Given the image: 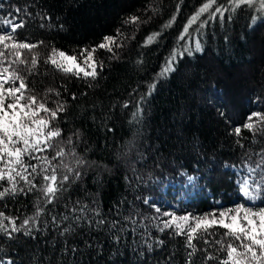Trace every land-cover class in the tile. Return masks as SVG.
<instances>
[{
  "label": "trees",
  "instance_id": "trees-1",
  "mask_svg": "<svg viewBox=\"0 0 264 264\" xmlns=\"http://www.w3.org/2000/svg\"><path fill=\"white\" fill-rule=\"evenodd\" d=\"M205 2L207 0L0 1L7 13L12 6L27 7L32 13L31 17L25 16L23 11L19 14L26 25L18 29L17 36L31 43L44 41L39 49L42 54L55 47L69 55H78L80 49L100 44L105 36L117 37L118 31L121 33L118 42L123 45L114 48L116 58L106 49L97 50L95 59L102 61L104 67L102 71L98 69L100 75L92 88L85 80L64 76L50 65L41 64L40 75L30 79V86L38 92L55 87L68 101V112L61 116L59 126L64 130V139L76 129L82 131L85 142H78L76 151L87 159L89 166L83 169L81 180L71 186L54 207L48 206L51 213L41 218V233H34L35 240L20 234L13 241L0 237L3 247L0 255L13 258L17 264H28L32 254L44 264H47L46 258L51 264H72L73 261L76 264H169V257L175 253L173 264H183L184 237H170L167 232L161 235L155 228L149 230L153 236L159 235L165 244L162 248L154 246L151 253L145 250L143 257L140 236L126 233L117 245L107 225L103 231L89 229L87 225L78 228L67 237V247L75 245L80 251L75 257L71 252L64 256L61 253L64 238L50 226L45 229L43 221L50 224L51 215L66 212L64 204L77 199L90 207L98 205L108 220L117 219L116 207L128 215L127 209L137 196L141 197L136 201L139 210L145 216H152L155 213L151 203L145 206L142 200L148 199L158 206L170 184L184 182L186 175H192L198 187V198L182 203L188 211L200 213L211 206L210 201L227 204L238 199L235 174L225 164H239L243 150L235 143L237 138L229 133L233 127L242 125L249 113L264 111V25L249 27L254 10L246 6L232 13L231 22L221 23L218 18L208 20V13H204L191 24L187 33L190 39L195 38L191 39L195 43L200 42L203 51L196 52L193 45L191 56L184 52L177 56L174 72L165 77L158 75L167 57L179 47L187 20ZM217 3L226 4V0H217ZM36 13H47L51 20H41ZM131 16L139 17L140 21L126 23ZM170 21V26L166 27ZM204 21L207 23L200 28ZM41 23L45 24L44 28L39 26ZM154 33L160 35L146 43ZM153 82L156 87L143 102L141 121L130 126L128 121L137 101L146 95ZM81 92L88 95L80 97ZM71 93L79 98L72 101ZM124 101H129L130 107L122 111L119 105ZM113 104L117 107L109 126L115 125L114 131L98 130L89 115L94 111L99 116ZM92 105L98 107L94 110ZM49 106L55 107L51 103ZM251 139V134L244 130L241 142L246 148L259 150L264 146V137H257L260 141L257 144H252ZM125 176L129 177L131 186ZM125 198L127 203L120 204ZM34 203V195L6 198L0 200V211L22 219L33 213ZM257 205L261 203L258 201ZM183 206L177 212L183 213ZM139 231L142 233L143 229ZM219 238L218 233L215 239ZM85 241L93 245L92 249L85 247ZM207 250L214 253L215 247ZM201 255L195 258L197 264Z\"/></svg>",
  "mask_w": 264,
  "mask_h": 264
},
{
  "label": "snow or ice",
  "instance_id": "snow-or-ice-1",
  "mask_svg": "<svg viewBox=\"0 0 264 264\" xmlns=\"http://www.w3.org/2000/svg\"><path fill=\"white\" fill-rule=\"evenodd\" d=\"M214 5V10L209 11ZM245 6L254 10L249 27L254 29L258 24L264 25V0H226V4L207 0L189 19L183 33H187L189 25L195 23L204 13H208V20L218 18L221 23L225 20L231 22L232 13L242 10ZM3 7V3H0V9ZM22 11L25 16H32L27 7L21 9L17 6H12L6 16H0V200L34 195L36 203L33 204V213L22 219L0 211V237L7 241L15 240L17 234L35 240L34 233H41V218L46 213H51L48 206L54 207L63 194L81 180L83 169L89 166L87 159L76 151L77 143L85 142L82 131L76 129L64 139V130L59 126L61 116L68 112V101L62 98L61 91L55 87L49 86L42 93L38 92L30 86V79L40 75L41 64L50 65L64 76L85 80L87 86L92 88L95 86L93 82L100 75L98 69L102 71L104 67L102 61L95 59L97 50L106 49L113 54L112 58H116L114 48L123 47L118 42L121 35L118 31L117 37L105 36L103 42L91 48L80 49L78 55H69L55 47L42 54L39 49L44 45V41L31 43L20 40L17 36L18 29L26 25V20L19 15ZM36 16L41 20H51L47 13H36ZM172 19L174 20L175 16ZM139 21V17L131 16L125 22ZM205 23L207 21L202 22L199 27L203 28ZM170 24L171 21L166 27ZM39 26L44 28L45 24L41 23ZM159 35L154 33L149 36L146 43H151ZM195 51H203L199 41L195 44ZM184 53L191 56L193 50L185 48ZM177 56L176 50H173L159 76L165 77L176 70L174 64ZM82 65H86L90 70ZM155 87L153 82L146 95L137 101L135 111L131 113L128 121L130 126L141 121L143 102ZM64 91L67 89L64 88ZM87 95V92L79 94L80 97ZM70 98L76 101L79 97L76 93H71ZM50 103L55 107H50ZM97 107L92 105L94 110ZM116 107V104L111 105L107 111H101L99 116L93 111L88 118L98 130L112 133L115 125L109 126V121L113 118L112 112ZM119 107L122 111L126 110L130 107V102L124 101ZM244 130L251 134L252 144L260 143L257 137H264V111L249 113L245 122L233 127L229 133L237 138L235 143L243 150L239 164H225V167H232L234 171L239 172L236 195L241 202L236 203L234 207L214 209L200 216L191 213L177 215L175 212H162L154 202L143 199L145 206L151 203L155 213L145 216L136 204V201L141 200V197L137 196L127 209L128 215L117 206L118 218L108 220L95 201H92V204L96 206L90 207L88 203L77 199L75 202L65 203L64 208L67 211L51 215V223L45 220L42 226L45 229L52 227L59 237L64 238L65 246L61 248L64 256L71 252L75 257L80 251L75 245L70 249L67 247V237L72 236L78 228L87 225L89 229L103 231L107 225L114 244L118 245L122 237L129 232L133 236H140L141 257L145 250L151 253L154 246L162 248L165 244L159 235L153 236L149 230L155 228L161 235L167 232L170 237H184L183 264H197L195 258L198 254H202L199 264H264V207H257L258 201L264 204V146L259 150L246 148L241 142ZM135 171L133 168L134 174ZM125 179L129 180V177L125 176ZM187 179L192 182L195 178L189 175ZM124 203H127L126 198L120 201V204ZM140 229H143L142 233ZM220 229L224 231L220 232ZM218 233L220 238L215 239ZM198 244L203 246L198 247ZM85 247L92 249L93 245L85 241ZM213 247L214 253L207 250ZM0 253H3L2 245ZM174 255L175 253L169 257V264H173ZM46 260L47 264H51L50 259ZM0 264L17 262L11 257L0 255ZM28 264L44 262L38 260L36 254H32ZM72 264L76 262L73 261Z\"/></svg>",
  "mask_w": 264,
  "mask_h": 264
},
{
  "label": "rangeland",
  "instance_id": "rangeland-1",
  "mask_svg": "<svg viewBox=\"0 0 264 264\" xmlns=\"http://www.w3.org/2000/svg\"><path fill=\"white\" fill-rule=\"evenodd\" d=\"M1 1V0H0ZM202 6V5H201ZM200 6V7H201ZM199 7V8H200ZM198 8V9H199ZM197 9V10H198ZM197 12V11H196ZM195 12V13H196ZM194 13V14H195ZM192 14L189 19L194 15ZM7 15V12L4 10V7L2 9H0V16H6ZM189 19L187 20V23L189 21ZM191 25H189L190 27ZM184 29V28H183ZM183 33V31H182ZM188 33V32H187ZM185 33V35H183V39H181V36H180V44H179V47L177 49H174L176 50L177 54L179 55L180 53H183L184 52V49L185 48H188V49H192V46L194 45L195 46V38H191L193 40H191L189 37H188V34ZM184 34V33H183ZM193 36H195V34H193ZM173 52V51H172ZM172 54V53H171ZM171 56V55H170ZM170 56L167 57L166 61H165V64L166 62L169 61L170 59ZM165 64L163 66V68L165 67ZM84 66V65H82ZM85 67V66H84ZM86 68V67H85ZM162 68V69H163ZM162 71V70H161ZM231 171L235 174V183H236V180L237 178L239 177V172L238 171H234L232 167H230ZM189 175H186L184 176V182L180 183V184H170V189H166L164 191L165 193V196L163 197V199L159 202L160 204L158 205L160 208H161V211H168V212H175L177 215H184L185 213H191L193 215H197V216H200V215H203L205 213H209L211 212L212 210L214 209H224V208H231V207H234V205L236 203H239L241 202L240 201V198L238 197V199H234L233 201L227 203V204H223L221 203L220 201H214V202H211V206L209 208H207L206 210H204L203 212H200V213H195L193 211H188L187 208L183 205L185 204H182V203H188L190 202L192 199H197V192H198V187L195 185L194 183V180L192 182H189L187 177ZM192 176V175H191ZM168 195V196H167ZM183 206L181 209L182 210H185L183 213H179L177 212V210L180 209V207ZM257 207H264V205H257Z\"/></svg>",
  "mask_w": 264,
  "mask_h": 264
}]
</instances>
